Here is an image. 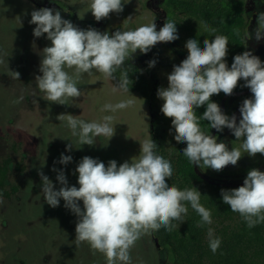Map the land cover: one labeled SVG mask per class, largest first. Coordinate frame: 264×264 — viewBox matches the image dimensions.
Wrapping results in <instances>:
<instances>
[{
	"label": "clouds",
	"instance_id": "1",
	"mask_svg": "<svg viewBox=\"0 0 264 264\" xmlns=\"http://www.w3.org/2000/svg\"><path fill=\"white\" fill-rule=\"evenodd\" d=\"M123 0H90L88 9L97 22L110 19V14L124 11ZM88 11V12H89ZM27 14V13H25ZM19 23L22 22L19 18ZM257 27L254 30L256 41L264 38V12L257 14ZM29 24L35 25L33 36L51 41V46L42 49L39 71L35 76L38 89L44 93V100L59 105H74L82 91L78 86L84 74L93 70L103 74L105 79L114 81L113 91L129 92L133 80L129 71L123 68L126 60H133L139 50L147 54L158 43H170L179 39L176 23L166 20L157 31L151 23L135 30L114 33L89 26L82 29L69 19H64L60 10L49 7L33 8ZM237 35L239 30L237 29ZM246 42L252 39L249 28L245 31ZM213 40L204 39L203 47L197 39L190 38L185 43L187 57L167 76V87H159L157 97L163 101L160 111L171 118V128L175 131L177 143H184L183 154L195 166L221 172L228 165L235 166L246 153L249 157L264 156V61L245 50L233 57L229 67L227 56L229 38L215 35ZM0 52V64H3ZM155 67L157 60L147 62ZM71 70V71H69ZM120 71L119 78L115 73ZM142 71V70H141ZM9 76L20 80V73L10 69ZM248 88L252 94L239 106L241 118L237 122L235 114H225L217 102L211 100L221 92L232 96L234 90ZM19 97L13 103H20ZM70 101L72 103L70 104ZM34 104L37 101L33 100ZM131 98L115 104L106 103L103 111L117 112L134 105ZM206 106L202 119L209 122L210 128L223 132L229 129L237 141L242 140L241 148H231L217 137L208 134L201 127V117L197 109ZM59 121H66L71 134L78 138L80 145L95 146L96 138L103 136L109 140L115 135L113 115H105L102 121H85L71 114H60ZM108 145V144H107ZM157 143L145 139L140 143L138 158L119 164L115 159L105 163L98 158L84 156L78 162L73 174L78 173L79 187L69 185L64 169L55 166L57 190L53 181L38 169L43 200L50 207H64L77 217L75 244L79 247L86 242L93 254L104 255L106 264H133L131 252L137 242L162 227L172 231L176 224L184 222L188 207L196 211L203 224L212 223V213L204 207L201 192L196 188L179 189L167 182L173 176L170 160L156 153ZM80 149V148H76ZM73 144L66 145L71 152ZM71 155L61 153L55 163L68 165ZM223 204L230 206L246 221L249 228L264 223V171L258 168L248 170L243 185L233 189H221ZM82 201V207L81 202ZM0 193V204H3ZM209 247L215 254L220 248L221 239L214 237L213 229L208 230Z\"/></svg>",
	"mask_w": 264,
	"mask_h": 264
},
{
	"label": "rangeland",
	"instance_id": "2",
	"mask_svg": "<svg viewBox=\"0 0 264 264\" xmlns=\"http://www.w3.org/2000/svg\"><path fill=\"white\" fill-rule=\"evenodd\" d=\"M67 1L80 8L86 6L83 0ZM15 2L10 6L0 0V52L4 61L0 64V162L10 159L0 192L4 201L0 204V264H106L104 255L93 254L86 242L76 247L77 217L64 207L62 199L57 208L44 202L37 170L42 168L58 190L60 185L56 181L57 173L51 171L53 166L65 170L70 186L79 187L78 173L74 175L73 172L84 156L98 158L106 166L111 159H115L118 166L131 158L137 159L140 143L149 139L147 105L137 92L113 91V85L117 84L115 80L105 79L95 70L90 76L83 75L78 85L82 95L76 98L74 105L44 100L35 76L42 75L39 71L42 49L51 46V41L46 39V34L39 38L33 36L35 25L29 24L33 9L21 4V0ZM129 5L137 7L133 0ZM122 13L110 16L125 23L124 19L119 20ZM80 16L84 18L82 13ZM156 58V64L161 65L162 60ZM10 69L20 73V80L9 76ZM168 74L162 70L157 73L159 87H167ZM21 96L24 97L22 102L13 103ZM129 98L135 101L132 107L115 113L102 110L106 103L115 104ZM34 99L37 104L33 103ZM162 104L158 98V107ZM60 114H71L89 122H100L105 115H113L115 135L109 142L108 138L100 136L96 138L95 146H82L77 142L78 138L72 136L66 121L57 119ZM70 143L73 150L68 152L66 145ZM61 153L71 155L73 161L66 166L54 164ZM20 165L21 170L17 168ZM80 203L82 207V201ZM131 256L133 264L168 262L158 253L152 235L139 240Z\"/></svg>",
	"mask_w": 264,
	"mask_h": 264
},
{
	"label": "trees",
	"instance_id": "3",
	"mask_svg": "<svg viewBox=\"0 0 264 264\" xmlns=\"http://www.w3.org/2000/svg\"><path fill=\"white\" fill-rule=\"evenodd\" d=\"M244 4L245 0L196 1V16L206 26L204 31L198 29L196 39L203 47L204 39L213 40L215 35H226L229 38L227 56L229 66L233 62V57L245 50L244 34L248 21L244 15ZM123 68L129 71V76L133 80L132 85H129L130 91H135L143 97L148 110L155 115L150 122L149 135L150 139L157 143L156 153L172 162L173 176L167 182L181 190L196 187L202 194L201 204L212 213V223L203 224L199 214L188 204V212L183 223L173 221L177 227L172 231L162 227L151 234L153 240L155 237L158 239L160 246L157 249L158 253L168 260L166 264H264V223L249 228L239 213L231 211L230 206L222 202L221 189L240 186L210 184L195 173L193 164L182 152L186 144L175 141L174 129L171 134L169 131L171 118L165 117L156 104L157 89L153 84L154 80L147 79L136 67ZM120 71L115 73L117 78ZM211 100L219 104L220 94L212 96ZM205 110L206 106H201L197 109V116L201 117L202 129L210 134L212 129L209 122L202 119ZM9 162V158L0 162V192L7 176ZM17 168L21 170L23 167L20 165ZM210 228L213 229L214 237L221 239L220 248L215 254L209 247Z\"/></svg>",
	"mask_w": 264,
	"mask_h": 264
},
{
	"label": "flooded vegetation",
	"instance_id": "4",
	"mask_svg": "<svg viewBox=\"0 0 264 264\" xmlns=\"http://www.w3.org/2000/svg\"><path fill=\"white\" fill-rule=\"evenodd\" d=\"M5 1L6 4L10 6L16 4V2L14 3V0ZM83 1L86 5L83 8L78 7L74 2L68 3L70 1L67 0H21V4L27 6L30 9H39L42 7L58 9L60 10L64 19H69L82 29H86L91 26L100 30L101 32L108 31L110 34L114 33L118 29L121 31L135 30L139 26L151 23L152 21H154L157 26V31H159V29L163 27L166 20L175 22L177 24L176 27L178 30L179 39L170 43H158L147 54H142L139 52V50H137V52L133 54L134 59L126 60L123 65L124 67L131 66L138 68L140 71L142 70L147 79L154 80L153 84L156 85L157 90L160 86V77L157 75V73L161 70L163 73H171L173 70V65H179L180 62L188 55L187 49L185 48L186 41L190 38L196 39L198 29L201 31L206 30L205 24L201 22L196 16L197 0H133V2L137 4V7L135 8L129 5L130 0H123V2L128 3V5L124 8L119 20H125V23L112 19V16H110V19H103L97 22L88 9L90 0ZM247 1L248 0H245L243 9L245 11V18L248 21V26L252 27L249 30V32L252 34V39H249L246 42L244 37L245 50H251L254 55H257L261 59V61H264V38H262L260 41H256L254 35V30L257 27V14L264 12V4L262 0H252L253 3L251 4V7L253 8L251 10H247ZM81 13L84 18L80 16ZM156 57H159L162 60L161 65L156 64L155 67L149 68L147 62L152 59H157ZM115 82L118 83L116 80ZM243 83L244 81L241 80V86H238L234 90V94L232 96L226 95L224 101L225 114L231 116V114L237 109L238 106H240L245 98H250L252 96L248 88L242 87ZM223 95L225 94L221 92L219 105ZM143 100L145 101L144 98ZM156 104H158V97ZM148 113L151 122L155 115L149 110ZM240 118L241 116L237 119V122H239ZM150 128L151 124L149 123V129ZM214 136L218 138L217 142H225L228 145L229 150H231L232 147L241 148L242 140L237 141L231 131L227 128H225L223 132H216ZM241 151L243 153L242 148ZM243 155L244 156L238 161L237 165H228L221 172H216L210 168H197L205 176L220 181L244 180L247 176L248 170L252 168H258L259 170L264 171V158L260 157L258 154L254 158L249 157L246 153H243Z\"/></svg>",
	"mask_w": 264,
	"mask_h": 264
},
{
	"label": "water",
	"instance_id": "5",
	"mask_svg": "<svg viewBox=\"0 0 264 264\" xmlns=\"http://www.w3.org/2000/svg\"><path fill=\"white\" fill-rule=\"evenodd\" d=\"M262 2L264 4V0H262ZM250 4H252V0L248 1L247 5H246L247 10H249L251 8V6L248 7ZM225 98H226V95H223V97L221 98V101H220V107H221L223 112L225 109V105H224ZM232 114H235L237 119L240 117L239 106L237 107V109ZM216 132H217V130L212 129V132L210 134L214 136ZM194 171L201 179L205 180L206 182H208L210 184H214V185H218V186H232V187L242 186L243 181H244V180H241V181H220V180L212 179V178L205 176L203 173H201L200 170L195 165H194ZM154 241H155L156 249H158L160 247L158 239L155 237Z\"/></svg>",
	"mask_w": 264,
	"mask_h": 264
}]
</instances>
